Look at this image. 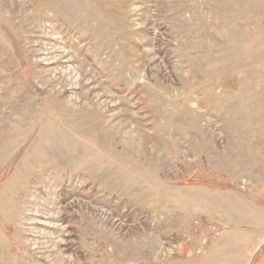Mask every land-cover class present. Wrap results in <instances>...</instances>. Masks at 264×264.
Masks as SVG:
<instances>
[{"label":"rangeland","instance_id":"obj_1","mask_svg":"<svg viewBox=\"0 0 264 264\" xmlns=\"http://www.w3.org/2000/svg\"><path fill=\"white\" fill-rule=\"evenodd\" d=\"M0 264H264V0H0Z\"/></svg>","mask_w":264,"mask_h":264}]
</instances>
